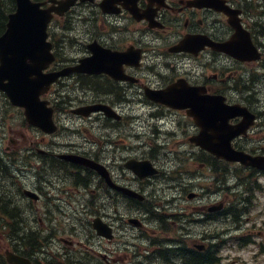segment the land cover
<instances>
[{
  "label": "flooded vegetation",
  "instance_id": "1",
  "mask_svg": "<svg viewBox=\"0 0 264 264\" xmlns=\"http://www.w3.org/2000/svg\"><path fill=\"white\" fill-rule=\"evenodd\" d=\"M52 1L55 5L58 2ZM48 4L49 2H46L45 6ZM52 17L50 24L54 21L59 33L52 31L50 25L48 36L53 59L47 68L48 71L74 65L80 59L92 56L95 50H107L123 55L118 68L116 63L114 65L119 77L114 78L105 71L70 73L66 79L63 77L64 81H69L65 82L62 88L81 86L83 95L94 94L83 99L76 95L78 92L72 97H64L60 90L63 81L58 79L50 86L52 94L55 92L54 116L58 123L57 133L45 134L38 128L26 126L22 120L23 126L34 132V135L26 136L20 130L8 135L4 155L0 156L2 215L8 218L20 216L19 212L10 213L11 199L15 200L16 195H23L25 189H31L37 194V198L25 199L32 201L35 206L41 205L43 209L42 213L41 210L34 209L35 215L50 216V205L58 200H66L64 193H67L68 199L71 198L69 191L72 185L79 196L85 193L89 195L87 199L79 197L85 205V215L88 218L85 220L88 224L91 226L93 216H99L113 228L111 238L97 237L98 264H222L218 263L221 257L217 252L219 247H225L224 243L228 240L236 238L238 246L253 242L250 231L231 238L222 237L221 235L228 231V224L218 231L217 223L221 221L238 226L242 222L243 216L248 214L250 208L259 200L258 178L264 177V171L238 163L224 162L221 159L219 161L212 154L190 143L188 144L194 147V150L190 149L184 153H181L180 149L167 150V147L181 145V140H178L181 136L188 141L190 136L200 132V128L192 116L187 114L188 107L175 109L152 101L145 95V91L165 89L174 83H178L181 88L182 80L190 86L198 87L202 95L223 94L229 102L226 95L235 93L239 97L238 102H242L241 98L249 93L250 85L255 87L264 84V0H79L64 13H53ZM245 34L249 35L261 52L259 60H240L217 48V45L230 42L240 45ZM184 39H187L184 44L187 50H181V41ZM74 51L77 53L69 54ZM137 103L153 109L150 115L156 118L154 121L149 119V138L142 140V137L147 135L144 132L132 134L131 151H140L141 155L117 156L114 145L105 147L106 143L116 144V141L110 139V135L108 138L101 135L95 138L96 142L88 139L93 144L86 145L88 147L85 148H79L71 142L59 145L56 141V135L62 130L65 132L58 116L60 111L57 112L56 109H65L71 113L72 109L80 106L99 104L108 107L120 116L98 110L91 112L85 119L96 121L103 129L115 131L129 117L125 110ZM61 104L66 108L59 107ZM177 114L182 115L183 119L174 118ZM74 116L81 118L76 114ZM238 121L239 118H233L229 122L234 124ZM37 132L39 134H36ZM162 134L166 140L160 141ZM251 136L247 133L237 137L233 140V145L250 154H264V145L250 144L251 141L259 142L263 138L257 137L258 135H254L255 138ZM171 152H175L173 156L179 159V165L174 170L180 172V178L182 168V172L197 180L192 183L190 179L184 181L187 180L184 178L183 183H177L181 197L198 200L194 205L177 209L171 205L173 213L166 210L168 207H164L162 196L149 194L143 187H151L158 181L170 178L166 174L167 167L163 159L164 156L172 155ZM62 153H75L92 158L107 171L103 170L104 173L100 174L88 166L73 164L60 157ZM187 155L190 159H195L192 161L197 166L195 171L187 172V167H181L187 163ZM133 158L150 159L158 168V173L150 178L138 180L125 165ZM223 162L233 167L235 184L224 183V172L228 167ZM11 169L14 171L12 176ZM24 179L33 183V186L24 183ZM250 180H253V186H245ZM114 184H124L143 192L147 202L156 206L155 212L151 214L139 209L135 198H132L131 203H123V199L131 198L124 195ZM80 185L86 187L79 190L77 187ZM195 185L197 192L191 190ZM13 186L15 188H12ZM223 191L225 193L219 195L220 197L210 198ZM141 202V207L149 205L144 200ZM123 205L127 206L126 209L129 208L131 215L142 219L143 223L148 219L153 224L154 228L144 224L141 228H133L136 234L132 235V239L139 240L140 237L146 241L143 243V250H140L137 244L125 245L126 242L123 241V238L130 236L123 223L126 214L123 215ZM29 212L31 214L33 210L29 209ZM171 215L177 217L178 225H175L174 220L170 221ZM181 216L187 222L194 220L204 230L197 232L196 237H193L195 233L181 224ZM193 216L195 218H191ZM19 220L24 221L20 218ZM169 222L178 229H169ZM208 225H212V228L208 229L209 232ZM258 235L263 236L262 231H258ZM214 238L217 241L213 242ZM173 241L178 242L177 250L181 253L177 259H171L169 252H166ZM21 243L19 252L24 251L34 264H39L40 261L36 257L37 248L31 249L27 246L26 250L25 242ZM77 243L85 246L83 250L90 249L81 241ZM65 244L68 248L75 246V242L69 237ZM260 245L262 246V242ZM183 246L193 251L194 263L186 248L181 249ZM69 255L71 256V253ZM83 258L87 256L84 255ZM82 259L78 258L77 261L82 262ZM236 261L233 259L230 264H236Z\"/></svg>",
  "mask_w": 264,
  "mask_h": 264
},
{
  "label": "water",
  "instance_id": "2",
  "mask_svg": "<svg viewBox=\"0 0 264 264\" xmlns=\"http://www.w3.org/2000/svg\"><path fill=\"white\" fill-rule=\"evenodd\" d=\"M75 0H65L59 8H41L40 2L32 0H15V11L8 15L6 30L0 35V90L4 91L13 105L24 108L26 120L46 132L54 130L52 122V109L46 106V101H40L39 95L46 86L58 75L67 71H83L99 73L105 71L114 78L119 77L116 72L122 60V53L107 50L94 51L93 55L80 60V64L52 74H41L51 60L48 52L49 43L46 42V27L51 18L52 11L59 13L66 10ZM218 49L226 51L241 60H252L259 57L248 34L243 36L241 44L235 42L218 45ZM116 63V68H115ZM170 90L147 92L151 98L160 100ZM171 99L163 102L173 107H190L195 122L200 126L199 134L191 137L190 141L214 153L218 157L231 161H239L246 165L264 169V157H252L243 151L232 148L231 139L244 134L247 127L252 124L254 115L245 107L228 105L220 95H202L199 88L182 87L181 92L172 91ZM98 109V106L85 108ZM241 115L242 120L235 125H229L228 119ZM100 171V167L93 162L68 156ZM129 167L140 177L152 173L146 162H130ZM134 194V193H133ZM97 232H103L102 226L95 221ZM12 264H30L27 260L7 253Z\"/></svg>",
  "mask_w": 264,
  "mask_h": 264
},
{
  "label": "rangeland",
  "instance_id": "3",
  "mask_svg": "<svg viewBox=\"0 0 264 264\" xmlns=\"http://www.w3.org/2000/svg\"><path fill=\"white\" fill-rule=\"evenodd\" d=\"M51 27H52V31H55L57 34L59 33L58 27L55 25L54 21L52 22ZM71 40L72 39H69V41ZM75 53H77V51L69 52V54H75ZM62 81L63 83H61V92L64 97H66V95L72 97L75 94V92H78V94L76 95L80 99L92 97L94 95L92 93H87V94L84 93L83 95L82 91H80V89H78L77 86L70 87L69 89L62 88L64 87V83L67 82L64 80ZM261 86L262 87L259 90L258 89L257 90H258L260 102L264 104V84ZM226 96L229 98V101L231 102L232 101L237 102L239 100L238 95L235 93L227 94ZM51 97L53 98V94L51 95L50 93L47 96V98L50 100ZM56 103H59V102H56ZM59 107L66 108L64 107V104L59 105ZM260 109H263V108L260 107ZM126 110L129 111V116L137 115L138 116L137 121H134V124L131 125L129 122V119L126 118L125 122H123L120 126H118L115 129V131L114 130L111 131L108 128L103 129L101 126H98L96 122L93 123V121H90L88 119L78 118L72 115L71 113H69L68 110H65V109L62 111L58 110L60 111V114H58V116L60 117V121L63 123L65 127V132L63 133V130L60 131L59 134L56 135L57 136L56 141L59 143V145H66L67 143L71 142L72 144L76 145L79 148H85V147H88L86 145L93 144V143H90L89 142L90 140L88 139L91 138V140L96 142L95 138H99L101 135L105 136V138H108L107 136L110 135V139H113L114 141H116L115 142L116 144L106 143L105 147L109 148L111 145H114L116 148L115 154L117 156H124L125 154L141 155L142 153L140 151H137V152H135L134 150L131 151L132 150L131 146L133 143L132 134L135 132L147 133L146 136L142 137L143 141L151 136L149 134L150 129H151V126H150L151 122L149 120L150 110H148L147 107L140 106V105L138 106L133 105L131 108H128ZM2 117H5L6 120L4 121L2 119L3 126L2 128L0 127V154H4L3 151L5 149V146L8 144L7 137L9 134H11V132H14L15 130H20L26 136L32 137L34 135V132L28 131L29 129L23 126L19 111L10 107V105H8L6 102L5 96L2 93H0V120ZM174 118H181L182 120L183 116L182 115L180 116L177 114L176 116H174ZM262 132L263 131L259 132L258 134L261 136V134H263ZM36 134H39V133L37 132ZM161 137L162 138L160 139V141L166 140L164 138L165 137L164 134H162ZM182 139H183V136H181V138H178V140H181L179 141L181 142V145H176L175 147H171V148L167 147L166 149L171 150V151H177V149H180L181 153H184L187 150H190L191 148L190 146L187 145L185 139L183 140ZM107 141L109 142V139ZM95 146L96 144L93 145V147ZM173 153L175 152H171L172 155L170 156H166V157L164 156V159H163L165 166L167 167L166 174L168 177L170 176L171 171H173L179 165V159L175 158L173 156ZM192 161L193 159L192 158L190 159L187 156L186 157L187 163L181 167H185V168L187 167L186 169L187 172L195 171L197 166ZM188 168L190 170H188ZM181 171H182V168H181ZM179 174L180 172L179 173L177 172L171 176L174 179L167 178V180L158 181L156 185H153L151 187L146 188V185L143 186L144 189L149 191V194L153 193L156 197L162 196V202L165 203L164 207H168L166 208V210L168 211L172 210L171 205H174L176 207L175 209H177L178 207L182 208L185 205L191 206V205H194L196 202H198V200H187L186 197L182 198L181 190L178 188V185H177V183H180V182L183 183L184 178L187 179L184 181L187 182L188 179H190L192 183H195L197 180H193V178H190L188 173L181 172V178ZM194 179H197V178H194ZM231 180H234V179L231 178ZM258 180H259V183L262 186H264V177H261ZM23 182L26 183L27 185L33 186V183L25 179ZM70 187H71V190L69 191L71 194L70 199H68L67 193H64V197L66 198V200H58L54 202L55 204L53 203L52 205H50L51 212L48 214L51 215L52 217H58V220H54V219L48 220L44 218L45 214H43V216H40V218L42 219L41 221L45 222V225H43V227L46 225H53V227L55 228L56 225L64 224L62 232H61L63 236L65 235L71 236L75 240L79 239L81 241H86L89 245H93L92 243L97 245L96 239H92L93 241L92 242L91 239L89 238V235L91 232L89 231L87 227V222L84 220V219H88L85 215L87 211H85L84 209L85 206L84 204H82L83 201L79 200V197L83 196L84 198L87 199L89 195L85 193L79 196V194H77L74 191L75 187H73L72 185H70ZM90 187H92V185ZM191 190L197 192L198 191L197 186L196 185L193 186ZM224 193H225L224 191L222 193L219 192L217 196H211L210 198L212 199L218 198L219 195H223ZM256 195H258V193H256ZM258 198L259 200H257L256 202L257 204L255 203L248 211V214L243 216L242 218L243 220L241 223H239L238 226L232 223L221 222V221L217 223L218 231H220L221 228L226 227L225 224H228L226 228L228 229V231L226 234H222L221 235L222 237L226 236V237L231 238L232 236L236 234H239V233L244 234L250 231L251 239L253 240V243L244 244L242 246H238L237 240H228L226 243H224L225 247L221 248V251H220V254L223 256L222 263L230 264V262L233 259H236L237 260L236 264H264V251L260 250L262 246H263L262 249L264 250V193L263 194L259 193ZM15 199L23 208L28 206L27 205L28 202L25 199L20 198L18 195L15 196ZM32 206L33 207L31 209L33 210V213L30 214L29 209L25 208L23 215L26 216L28 221H31L30 222L31 226L38 228V226L42 225V223L39 221V219H38V222L33 221V217L37 218V216L34 213V209L41 210V213L43 209L41 205L35 206L32 203ZM122 210H123V215L128 212L124 207ZM191 218H195V216ZM149 225L150 227H153V224H149ZM185 226L195 233L193 237H196L195 235L197 232L199 233L202 230H204V228L200 227L198 223L196 224L194 220L191 222L186 221ZM239 227L240 229H238ZM211 228H212V225H208L207 232H209L208 229L210 230ZM126 230L130 234V236L128 238H123V241L126 242L125 245H128V244L132 245L133 243V244H137L138 248L141 249L145 245L143 243H146V241L141 240L142 238L140 237H139L140 238L139 240L132 239V235L136 234L135 230H132L129 228H127ZM258 231H263V237L258 235ZM211 232H215V231H211ZM46 234L47 233H44L42 236H45ZM212 241L215 242L217 241V239L214 238L212 239ZM261 242H262V246H260ZM4 243L5 244L7 243L6 237L2 238L0 236V249L2 247V244ZM51 243L52 241L50 242V248H51ZM54 245H55L54 251H58L62 255H64V252H70V253H73V258L79 256V253H77L79 247L77 246L73 247L72 249L67 248L66 245L60 244L57 241V239L54 241ZM94 247L97 248V246H94Z\"/></svg>",
  "mask_w": 264,
  "mask_h": 264
},
{
  "label": "trees",
  "instance_id": "4",
  "mask_svg": "<svg viewBox=\"0 0 264 264\" xmlns=\"http://www.w3.org/2000/svg\"><path fill=\"white\" fill-rule=\"evenodd\" d=\"M13 6H14V0H0V30H1V24H3V19L6 15V12L10 10L11 7L13 8ZM184 248H186V251L191 256L192 258L191 260L194 263L195 256H194L193 251L189 250V248L185 246L181 247V249H184Z\"/></svg>",
  "mask_w": 264,
  "mask_h": 264
},
{
  "label": "bare ground",
  "instance_id": "5",
  "mask_svg": "<svg viewBox=\"0 0 264 264\" xmlns=\"http://www.w3.org/2000/svg\"><path fill=\"white\" fill-rule=\"evenodd\" d=\"M29 245H30L31 249H33L35 247L31 242L29 243Z\"/></svg>",
  "mask_w": 264,
  "mask_h": 264
}]
</instances>
